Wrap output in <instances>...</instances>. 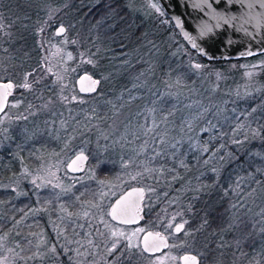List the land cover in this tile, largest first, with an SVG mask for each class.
Here are the masks:
<instances>
[{"label":"rangeland","instance_id":"obj_1","mask_svg":"<svg viewBox=\"0 0 264 264\" xmlns=\"http://www.w3.org/2000/svg\"><path fill=\"white\" fill-rule=\"evenodd\" d=\"M10 1L33 3L32 0ZM33 1L38 11L34 21L37 42L38 46L44 47L45 50L38 56L13 58L16 62L23 59L28 61L21 64L15 63L17 65L15 70L20 71L21 75L20 77L13 75L19 92H25L27 100L21 108L14 103V100L10 102L6 114L1 118L6 125L3 128L6 129L1 134L0 147L15 139L16 133L13 130L16 124H24V131L20 134L23 147H26L27 152L30 151L32 154L34 152L39 162L36 170L29 171L28 162L25 161L26 164H24L20 161L23 170L17 177L11 173H4V179H0V195L5 194L8 198L17 200L33 195L34 189L38 187L40 189L36 193L37 199L45 202L48 197L50 203L44 208L36 205V210L31 209L16 220L15 234L12 233L17 235L14 241H9L8 236L0 232V264H95L97 241L103 242V237L98 238L95 235L94 238L89 227L95 219L101 229L109 231L99 221L104 219L106 213L102 212V209L109 204L114 194L130 186H141L151 189L152 192L149 194L147 191L150 197L146 204L149 203L155 207L162 200L157 193L153 192L158 168L151 167L150 162L161 156L169 157L174 162L177 155L180 156V147L184 144L186 147L181 155L185 153L186 156L193 153L204 155L208 151H204L207 145L204 146L203 142L207 140L209 143V139L218 142L216 144L218 149L214 151V156L222 155V153L225 155L220 148L226 143V135L218 129L220 127L216 121L226 124L233 119L232 129L240 127L249 130V127L253 126L251 114L255 115V111L264 106V73H262L264 57L223 64H201L185 50V46L174 33L167 32L163 36L161 46L153 41L151 46H147L149 58L145 62L149 65V61H156L159 53L164 54L169 60H176L174 70L169 69L170 74L167 72L170 76L168 85L162 89L152 88L146 81L139 85V89L129 86L114 91L110 87L112 81H109L108 75H104L101 71L103 58H98V51L91 50L88 39L81 35L82 22L75 20L74 23L73 21L74 6L79 4L76 3L77 0ZM100 2L101 0H86L83 5L93 7ZM1 3L2 0H0V7H2ZM153 4L160 9V12L152 7ZM126 7L132 19L131 36L138 28L144 27L145 32L152 29L151 33H153L155 28L162 27L160 28L162 30L163 27L166 29L169 27L156 0H126ZM16 21L19 22L20 18L5 22L0 15V24L4 25L0 33L11 29L12 23L17 25ZM64 22L66 25L63 24ZM56 24L53 30L54 36L58 27L63 26L66 29L63 37H57L62 39L59 46L65 49L70 46L77 47L75 58L70 53L72 58L69 59V53L66 51L62 59H59L61 58L58 54L60 50L56 41L51 42L56 48L50 46L48 31ZM92 28L95 29V25ZM146 41L150 42L148 39ZM2 52L0 44V55H7ZM181 56L184 65L187 69L189 68L187 75L180 73L178 69ZM37 57H39L38 61L35 60ZM89 60L92 63H88ZM127 61L128 59L126 63ZM197 64L200 65L198 69L194 67ZM34 65L37 68L30 69ZM48 69L51 71L49 72ZM38 71H40L39 76L36 75ZM85 71H89L85 74L100 81L97 91L92 97L87 98L81 97L76 90L77 74H83ZM143 72L140 75L143 76ZM189 73L194 75L192 83L188 80ZM182 74L186 75V79L181 76ZM150 75L154 76L152 72ZM195 78L198 82H195ZM24 83L30 84L31 87L27 89L22 87ZM173 83L179 90L172 87ZM183 85H186V88ZM108 94L112 95L107 97ZM163 97H169L170 100ZM255 99H258L257 109L254 104L251 107L248 106L251 101L255 102ZM170 101L173 103L171 111ZM229 103L240 110L235 113L237 109L234 107L228 109ZM101 104L109 106L108 114H101ZM73 106L80 109H75ZM169 116L171 119L168 118ZM252 130L253 134L257 133L255 127ZM203 134H206V137ZM37 145L40 147H36ZM90 152L111 154L116 158L126 156L133 164L122 161L124 165H127L121 168L126 170L120 171L117 182H109L108 185L105 182H99L91 169L86 170L79 178L68 176L65 172L67 162L77 153ZM252 155L264 156L263 153L257 152ZM209 156L212 158L211 154ZM217 159L219 158L210 160L211 169L215 170V174L221 172L218 166H222ZM8 164L12 166V159ZM87 167L93 169L90 164ZM262 172L263 175L264 170ZM57 184L59 187L54 188L53 185ZM89 184H95L97 188H100L99 198L84 202L77 200V195L73 193L74 189ZM65 189L71 191L64 194ZM177 192L171 198L162 200L160 204L166 205L160 208V215L152 219L148 225H144V229H153L154 227L149 226H155L166 234L171 233L177 223L186 221L185 209L182 208L183 198L180 196L181 193ZM259 196H256L257 199ZM61 205L66 211L61 210ZM93 205H99V207H93ZM1 206L4 205L1 204ZM85 212L89 213L87 217L84 216ZM1 213L2 209H0V215ZM169 224L173 227H168ZM25 228L28 231L22 233V229ZM112 229L118 230V228ZM185 232L190 235H185ZM27 233L28 237H26ZM140 234L141 232L133 237V243L139 244ZM24 236L27 240L23 244L21 239ZM89 240L93 243L90 244ZM180 240L183 243L177 248L178 256L172 253L174 252L172 248L162 257L163 264H177L179 255L184 252L193 253L196 244L195 234L185 229ZM80 241L84 245L83 250L79 249ZM53 248L55 251H52ZM157 260L145 263L157 264Z\"/></svg>","mask_w":264,"mask_h":264},{"label":"trees","instance_id":"obj_2","mask_svg":"<svg viewBox=\"0 0 264 264\" xmlns=\"http://www.w3.org/2000/svg\"><path fill=\"white\" fill-rule=\"evenodd\" d=\"M55 1L59 2L60 0ZM85 1H76L79 4L74 6L73 21L74 23L75 20L82 22L81 35L86 36L91 50L98 51V58H103L101 71L104 75H108L109 81H112L111 90L116 91L129 86L138 88L146 81L152 88L162 89L168 85L167 82L170 81L168 70H174L173 66L176 65L177 61L169 60V58H165L164 54L159 53L156 61H149V65L145 62L149 58L147 46H151V41L157 42V45L160 44L161 46L163 36L167 32L174 33L185 46V50L201 64L231 62H208L189 50L165 14V19L169 23L167 29L163 27L161 30L162 27H158L155 28V32L151 33L152 29L145 32L143 27L135 30L131 36L130 27L132 26L130 24H132V19L129 17L130 12L126 7V0H101L93 7H85L83 5ZM32 2L18 1L13 3L10 0H2L0 15L5 22H10L17 17L20 18L19 22L16 21L17 25L12 23L11 29L0 33L3 54L33 57L45 50L44 47L38 46L34 28L38 11L35 2L33 0ZM63 24L66 25L65 22ZM94 25L95 29L92 28ZM56 26L57 24L53 25L48 31L50 46H52L51 42L56 41L60 50L58 54L61 58L57 56L59 59H62L66 51L75 58L77 47L70 46L65 49L59 46L62 39L54 36L53 30ZM147 39L150 40L149 43L146 41ZM52 48L56 47L52 46ZM127 59L128 63H126ZM178 69L180 73L186 75L189 72V68L187 69L184 65L182 56L179 60ZM87 72L89 71H85L83 74ZM142 72L144 73L143 76L140 75ZM151 72L154 76L150 75ZM262 73L264 72L262 71ZM81 74H77V77ZM193 76V73H189L188 80L190 82L193 80ZM94 77L98 76L94 75ZM195 82H198L196 78ZM183 86L186 88V85ZM172 87H174V83ZM174 88L179 90L177 86ZM111 95L108 94L107 97ZM163 98L169 99V97ZM256 102L258 99H255V102L251 101L248 106L251 107L254 104L255 109H257ZM172 105L173 103L170 101V111ZM100 107L101 114H108V105L101 104ZM230 107L237 109L235 113L240 110L237 106H232V103L227 106L228 109ZM258 109L255 111V115L251 114L250 116L253 125L251 128L255 127V131L258 133L255 136L250 127L249 130L240 127L232 129L233 119L226 124L216 121L220 127L218 129H221L226 135V143L220 148L225 155L222 153V155L214 156V151L218 149L216 146L218 142L209 139V143L207 140L203 142L204 146L207 145L208 151L204 155L194 153L187 156L186 153L181 155L186 147L184 144L180 147V156L177 155L174 162L169 157L161 156L149 163L151 167L158 168L153 192L157 193L160 199L171 198L177 191L181 193L182 208L185 209V220L187 221L185 223L186 230L195 234L196 244L193 253L200 257V264H264V231H262L264 229V174L262 175L264 156L252 155L256 152L264 154V106ZM168 118L171 119L170 116ZM203 135L206 137V134ZM101 152L88 153L90 165L99 169L94 175L95 178L99 179V182H105L107 185L109 182H117L120 176L119 171L113 169L125 167L127 164L124 165L122 161L133 164L131 159L126 156L116 158L111 154H102ZM161 152L163 153V151ZM210 154L212 158L209 156ZM213 158H219L217 160L222 165L218 166L221 171L219 174H215L216 172L211 169L210 160ZM205 160L207 163H204ZM152 176L154 177V174ZM97 187L85 185L75 188L73 193L79 196V200L82 202L94 201L99 198L97 193L100 188ZM194 189H200V191L196 192ZM147 191L150 194L151 189H147ZM258 195H260L259 199L256 197ZM197 196L198 199H194ZM149 197L147 195V202ZM160 203L155 207L147 204L143 225H148L153 218L156 219L160 215V208L166 205ZM0 206L2 209L0 232L5 233L9 241H14L17 238V235L12 234H15L14 224L17 219H20L25 215L24 213L31 209L29 199L24 198L18 203L1 195ZM22 231L25 233L28 229L25 228ZM28 233L26 237H28ZM26 237L21 239V243H26Z\"/></svg>","mask_w":264,"mask_h":264},{"label":"water","instance_id":"obj_3","mask_svg":"<svg viewBox=\"0 0 264 264\" xmlns=\"http://www.w3.org/2000/svg\"><path fill=\"white\" fill-rule=\"evenodd\" d=\"M156 1L172 22L175 30L189 50L196 53L205 61H238L264 56V0ZM60 27L55 31V36L61 38L64 36L66 29L63 27L65 32L57 35ZM82 77L91 76L83 74L78 77L76 81L77 90L81 94H92L94 91L87 90L90 82L85 80L81 83ZM91 79L95 81L92 77ZM2 85L0 84V102L3 101L4 89ZM95 87L97 88L98 84ZM82 88L85 90L81 91ZM80 155L77 154L68 163V173L79 174L83 171L88 158L83 154L85 159L77 160V157ZM73 161H76V164H73ZM134 189L141 188L128 190L116 200L113 206L117 204V201H121L122 198L128 197V193L133 192ZM133 200H137L135 195L128 197L129 202ZM142 201H139V214L136 217L137 222L125 225H135L140 222ZM113 221L119 223L118 220ZM144 236L141 241L142 250ZM157 243L160 242L157 241ZM165 249L167 248L161 246L160 251L145 253L155 254ZM181 264H184L182 259Z\"/></svg>","mask_w":264,"mask_h":264},{"label":"flooded vegetation","instance_id":"obj_4","mask_svg":"<svg viewBox=\"0 0 264 264\" xmlns=\"http://www.w3.org/2000/svg\"><path fill=\"white\" fill-rule=\"evenodd\" d=\"M16 57H18V56L0 55V84H6V83H12L13 84V90L10 92V94L8 95V99H7L8 106L5 108L4 112L0 113V137H1V134L3 133V131L6 129V128H3L6 125L4 124L5 122L1 121V118L7 112L10 102L12 100H14V103L18 104L19 108H21L23 106V103L27 100L26 97H25L26 93L25 92H19L20 90L17 88V82L13 78V75H16L17 77H20V75H21L20 71L15 70L17 68V65L15 63L21 64V63H25V62H28V61L23 59L22 61L19 60V62H16L13 59V58H16ZM19 57H22V56H19ZM35 60L38 61L39 57H37V59H35ZM34 68H37L36 65L32 66L31 69L33 70ZM21 72H25L26 73V71H21ZM39 73H40V71H38V74L36 73V75L39 76ZM81 75H83V74H81ZM80 76H78V77H80ZM94 80H96V79H94ZM97 89H98V87L96 88V90L92 94H81L77 90V87H76V90H77L78 94L81 97H83V98L92 97V95L97 91ZM73 108L80 109L79 107L77 108L76 106H73ZM31 122H32V120H31ZM23 126H24V124H16L15 130L12 129L13 132L15 131V133H16L15 134V139L13 141H11V143H6L5 146L3 144V146L0 147V163H1V166H0V179L1 180L4 179V173L5 174H10L11 173V174H13L14 177H17L20 174H22L23 166H21L20 161H22L24 164H26L25 161L28 162L29 171L37 169V165H38L39 161L37 162V158L34 156L35 155L34 152L32 154L30 151H28V152L26 151V147H23V142L21 141V138H20V134L24 131ZM64 136L65 135H63V137ZM36 147H40V146L37 145ZM77 154H84V153H77ZM76 155H74L72 158H74ZM85 155L87 156L88 161H87V164L85 165V167L83 168V171L81 173H79V174H70V173H68L67 172V165L71 161L72 158L67 162V164L65 166V172L68 174V176H70L72 178H79V177L84 175L86 170H89V169L93 170L92 173H94V175H96V173L99 171V169L96 168V167H93V169L92 168H88L87 166H88V164H90L89 163L90 162V158H89L88 154H85ZM10 159H12V166H9V164H8ZM113 170L114 171H119L118 173L120 175L121 174L120 171L126 170V168H117V169H113ZM96 186L97 185H95V184H89L87 187H94L95 188ZM133 188H141V189L144 190V200L142 201L141 220H140V222L138 224H135V225L119 224V223L113 221L111 219V217L107 215V213L111 210V207L114 205V203L116 202V200L120 196H122L125 192H127L128 190H131ZM39 189L40 188H38V187L36 189H34L33 195L30 194V195H27L25 197H22V198H19L17 200H13V201L20 203L22 201V199L28 198L29 202H30V205H31L30 207L33 210H36V208H35L36 205H39L40 207H43V208L44 207H48V205L50 203V199L48 197H47V200H45V202H42L41 199H37L36 193H37V191ZM1 195L6 197L5 194H1ZM1 195H0V197H1ZM97 195L99 196V193ZM146 197H147V188L141 187V186H130V187L124 189L123 191L119 192L118 194H114V196H112L110 198L109 204L104 209H102V212L104 211V213H106L104 215V219L103 220H105L110 225L111 228H118V230H122L126 234L130 235L132 232L136 231V229L144 227L143 224H144V219H145V213L147 211ZM153 220H154V218H153ZM180 223H177V224H180ZM149 227H154V228L153 229L152 228L151 229H144L143 228L144 232H141V234H140V237H139L140 248H138L139 250L138 249H137L138 251L137 250H132L133 252L126 253V255L124 257H121L120 256V249H117V252L113 253L112 255L108 254L107 248L105 246V240H106V237L108 235V231L104 230L103 228L101 229L99 227V225L97 224V222L95 221V219H93L89 228H90V232L94 235V238H95V235H97L98 238L101 237L96 232L97 228H99L101 232L105 233V236L103 237V242L97 241L98 246H97V253H96V256H95V264H144L146 261H153V260H157L159 258H162L172 248L174 250V252H172V253H174L175 256H178L177 248H179L180 245L183 243L180 239H181V235L183 234V232L186 229V224H184V229L181 232H179V233H175V226L172 229L171 233H166V234H164L160 230V228H158V227H155V226H149ZM148 232H151V233L159 232L161 234V236L166 238L169 247L167 249L163 250L160 253H155V254L145 253L142 250V248H141V241H142V237ZM107 243H108V246H110L111 242L108 241ZM121 243L123 244L124 242L122 241ZM83 247H84V245L81 244V241H80L79 242V249L83 250L84 249ZM185 255H196V254L184 252L182 255H179L180 257L178 258L177 264H181V257H183ZM196 256H197V258L199 260V264H200L201 259H200V257L198 255H196ZM129 257H130V259H129ZM145 264H149V263H145Z\"/></svg>","mask_w":264,"mask_h":264},{"label":"snow or ice","instance_id":"obj_5","mask_svg":"<svg viewBox=\"0 0 264 264\" xmlns=\"http://www.w3.org/2000/svg\"><path fill=\"white\" fill-rule=\"evenodd\" d=\"M152 7L155 8L157 12H160V9L155 4H153ZM3 28H4V25L0 24V31H2ZM64 32H65V29L63 27H60L59 31L57 32V35H60ZM73 43H75V41H73ZM68 58L69 59L72 58L70 53H69ZM88 63H92V61L89 60ZM194 67L198 69L200 67V65L197 64ZM48 71L50 72L51 69H48ZM29 75H31V74H29ZM58 79H59V77H58ZM85 80L90 82L88 89H87L88 91H95L96 90L95 86L100 83L99 80L93 81L91 79V77H82L81 83H83V81H85ZM2 87H3L4 91H3V101L0 102V112H4L5 108L8 106L7 97L10 94L11 89L13 88V84L12 83H6V84H3ZM22 87L27 89V88H30L31 86L28 83H24L22 85ZM84 90H85L84 88L81 89V91H84ZM65 99H67V97H65ZM73 99H75V97H73ZM12 106L15 107V105H12ZM256 134H258V133H254V135H256ZM236 142L238 143V141H236ZM173 147H175V145ZM204 151H207V149L205 148ZM82 159H85L83 154H81L80 156L77 157V160H82ZM204 163H207V160H205ZM73 164H76V161H73ZM74 170H76V169H74ZM133 179H135V177H133ZM53 187L58 188L59 185L58 184L53 185ZM63 191H64V194H67L71 190L65 189ZM194 191L199 192L200 189H194ZM81 195H83V193H81ZM134 195L137 197V200H133V201L129 202L128 197H132ZM128 197L122 198L121 201H117V204L115 206L111 207V210L107 213V215L110 216L112 220H118L119 223H123V224L136 223L137 222L136 217L139 214V201H142L144 198V190L143 189H134L133 192L128 193ZM76 199L79 200L80 197L76 196ZM194 199H198V196L194 197ZM93 207H99V205H93ZM61 210L66 211V209L64 208L63 205H61ZM88 215H89L88 212L84 213L85 217H87ZM69 216H71V214H69ZM173 219H175V218L173 217ZM99 223L101 225H103L106 229L109 230L108 235H107L106 240H105V246L107 248V252L109 255L116 253L117 249H120V256L124 257L126 255V253H131L133 249L140 248V244L133 243V237H136L137 233L144 232V229H142V228L136 229V231H134L130 235H128L122 230L112 229L110 227V225L103 219H101L99 221ZM185 223H187V221H185L184 223L176 224L175 225V232H177V233L181 232L184 229ZM205 223H207V221H205ZM80 227H84V225H80ZM168 227L171 228V227H173V225L169 224ZM262 231H264V229H262ZM96 232L101 237L105 236V233L101 232L99 228L96 229ZM185 235H190V233L185 232ZM108 241L111 242L110 246H108V243H107ZM122 241L124 242L123 244L121 243ZM157 241H159L160 243H157ZM89 243L91 244V243H93V241L89 240ZM161 246L164 248L169 247L165 238L162 237L159 232H157L155 234L147 233L144 236V239H143V251L144 252L160 251ZM52 251H55V249L53 248ZM129 259H130V257H129ZM173 259H175V258L173 257ZM181 259L183 260L184 264H199V260H198L196 255H185V256L181 257ZM157 264H163V258H159L157 260Z\"/></svg>","mask_w":264,"mask_h":264}]
</instances>
